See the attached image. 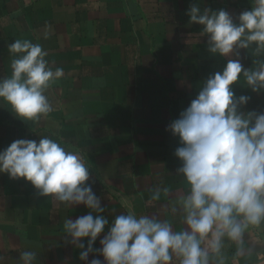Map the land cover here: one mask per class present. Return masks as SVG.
Instances as JSON below:
<instances>
[{
    "label": "crops",
    "instance_id": "obj_1",
    "mask_svg": "<svg viewBox=\"0 0 264 264\" xmlns=\"http://www.w3.org/2000/svg\"><path fill=\"white\" fill-rule=\"evenodd\" d=\"M193 3L225 9L234 20L253 6V0H0V80L11 76L8 45L15 39L42 45L53 71L63 69L43 93L52 111L38 121L22 120L0 100V150L17 139L48 137L82 156L90 173L86 183L104 208L92 214L109 221L94 248L102 247L99 240L121 214L189 230L178 202L190 191L175 155L182 144L168 126L228 60L239 59L244 69L264 62L255 42L239 56L211 53L203 26L188 23ZM230 87L235 96L250 97L241 111H264V90L253 92L243 73ZM90 211L0 174V264H24L20 254L26 251L35 253L32 264H89L94 256L103 264L98 253L81 261L82 249L64 227L65 220ZM223 244L224 264H264V224L246 230L244 255L227 237Z\"/></svg>",
    "mask_w": 264,
    "mask_h": 264
},
{
    "label": "clouds",
    "instance_id": "obj_2",
    "mask_svg": "<svg viewBox=\"0 0 264 264\" xmlns=\"http://www.w3.org/2000/svg\"><path fill=\"white\" fill-rule=\"evenodd\" d=\"M186 15L189 24L203 26L211 53L239 56L238 50L253 42L257 54L264 52V0H253V6L235 20L225 9H201L195 3ZM49 30L50 26L45 28V39ZM8 51L11 76L0 80V100L22 120L38 121L52 111L43 93L63 76V69L53 71L42 45L28 39H15ZM241 73L253 92L264 90V62L258 69H244L239 59L228 60L222 71L206 79L196 97L168 126L182 144L175 155L182 161L178 172L190 191L178 202L188 231H173L170 223L145 215L121 214L99 240L102 247L94 248L109 221L92 214L103 213L104 208L91 183H86L89 168L77 151L48 137L38 143L17 139L0 150V174L23 178L41 196L92 210L64 222L71 243L82 249L81 261L98 253L103 264H170L174 258L179 264H209L210 258L224 264V238L237 245V255H244L246 230L264 224V111L240 110L250 97L235 96L230 86ZM153 199H158V194ZM20 259L32 264L35 253L23 252ZM89 264L102 262L94 256Z\"/></svg>",
    "mask_w": 264,
    "mask_h": 264
}]
</instances>
